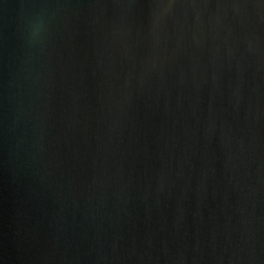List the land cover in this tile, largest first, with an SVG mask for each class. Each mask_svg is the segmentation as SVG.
Listing matches in <instances>:
<instances>
[{
	"label": "water",
	"instance_id": "95a60500",
	"mask_svg": "<svg viewBox=\"0 0 264 264\" xmlns=\"http://www.w3.org/2000/svg\"><path fill=\"white\" fill-rule=\"evenodd\" d=\"M0 264H264V0H0Z\"/></svg>",
	"mask_w": 264,
	"mask_h": 264
}]
</instances>
